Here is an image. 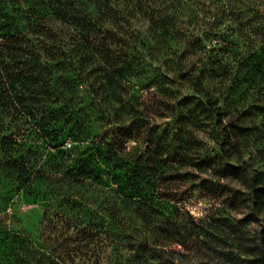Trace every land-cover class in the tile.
<instances>
[{
    "label": "trees",
    "instance_id": "trees-1",
    "mask_svg": "<svg viewBox=\"0 0 264 264\" xmlns=\"http://www.w3.org/2000/svg\"><path fill=\"white\" fill-rule=\"evenodd\" d=\"M3 132L5 176L45 185L69 228L105 236L106 264H264V230H245L264 217V0H0ZM187 167L238 183L230 205L243 196L246 216L194 218ZM8 237L14 264H68Z\"/></svg>",
    "mask_w": 264,
    "mask_h": 264
},
{
    "label": "rangeland",
    "instance_id": "rangeland-1",
    "mask_svg": "<svg viewBox=\"0 0 264 264\" xmlns=\"http://www.w3.org/2000/svg\"><path fill=\"white\" fill-rule=\"evenodd\" d=\"M171 86L169 88L172 92L183 93L178 86ZM7 134V132L0 133V141L2 136ZM30 146L32 143L27 144V148ZM206 147L211 149L213 145L211 142H206ZM45 155L46 153L42 152V160H45ZM263 156L254 158L255 168L264 170ZM2 160L3 155L0 149V264H14L15 261L14 246H11L9 242L11 238H4L7 232L24 235L36 246L43 245L45 249L49 246L50 249L61 254L68 264H106L112 255L108 239L105 236L81 233L69 228L61 218L62 215L59 213L56 203L48 195L43 196L48 188L39 184L28 189L26 185L22 186L15 180L7 178L1 167ZM185 171L191 174L193 184L184 182L181 185L180 191L184 194V201H181L180 204L194 218L202 219L211 212L225 214V216H231L236 220L246 216L248 209L243 201V196L238 195L242 200L238 208L234 209L230 205V198L234 200L236 197L235 191H243L238 183L217 179L210 173L194 171L188 167L181 172ZM200 179H208L212 182L209 185L211 192L195 188ZM213 182H216V185ZM217 182H219V187ZM245 230L247 236L253 239L257 238L259 233L264 230V217L260 216L257 221L245 225ZM228 248L229 246L224 245L219 250L227 251ZM171 250L178 260L187 261L186 259L192 258V254L184 251L180 245H173ZM190 264L231 263L218 254L209 253L203 258L191 261Z\"/></svg>",
    "mask_w": 264,
    "mask_h": 264
}]
</instances>
